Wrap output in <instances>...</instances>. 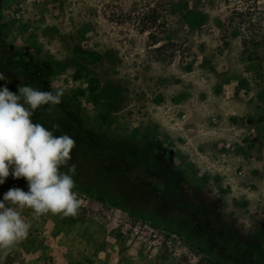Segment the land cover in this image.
Wrapping results in <instances>:
<instances>
[{
  "label": "rangeland",
  "instance_id": "obj_1",
  "mask_svg": "<svg viewBox=\"0 0 264 264\" xmlns=\"http://www.w3.org/2000/svg\"><path fill=\"white\" fill-rule=\"evenodd\" d=\"M202 2L0 0V72L13 91L19 83L63 90L62 103L33 121L75 139L81 201L75 217L24 210L28 242L0 264H264V164L253 168L252 193L207 190L201 176L119 136V107L134 96L158 100L173 84L209 103L235 94L240 112L257 100L264 112V15L248 34L263 47L244 54L241 23L227 19L225 4ZM93 143L120 148L122 167L115 152L84 159L82 145ZM7 180L28 190L24 178Z\"/></svg>",
  "mask_w": 264,
  "mask_h": 264
},
{
  "label": "crops",
  "instance_id": "obj_2",
  "mask_svg": "<svg viewBox=\"0 0 264 264\" xmlns=\"http://www.w3.org/2000/svg\"><path fill=\"white\" fill-rule=\"evenodd\" d=\"M159 92L158 100L134 96L119 107V136L147 145L172 168L201 176L207 190L254 192L253 168L264 164V112L257 100L240 112L235 94L209 103L204 96L188 97L182 84ZM212 117L217 127L210 126Z\"/></svg>",
  "mask_w": 264,
  "mask_h": 264
},
{
  "label": "clouds",
  "instance_id": "obj_3",
  "mask_svg": "<svg viewBox=\"0 0 264 264\" xmlns=\"http://www.w3.org/2000/svg\"><path fill=\"white\" fill-rule=\"evenodd\" d=\"M0 185L7 178H24L28 190L10 187L0 199V254L7 257L29 235L31 224L23 216L30 210L39 218L49 212L75 217L81 201L74 191L76 165L70 164L75 139L56 135L59 125L34 122L38 109L62 103L63 90L44 91L12 81L0 72ZM64 169H67L66 171Z\"/></svg>",
  "mask_w": 264,
  "mask_h": 264
},
{
  "label": "trees",
  "instance_id": "obj_4",
  "mask_svg": "<svg viewBox=\"0 0 264 264\" xmlns=\"http://www.w3.org/2000/svg\"><path fill=\"white\" fill-rule=\"evenodd\" d=\"M261 1L262 0H203L202 3L209 7H215L217 4H220V3H223L226 5V7L228 8L227 9V14H228L227 19L229 21H239L241 23V30L244 33L241 39V46L243 49V53L247 54L250 49H254L255 51H257L261 47H263V44H257L254 38H251V40H248V34H250V36L254 35L255 29H257L256 22H258L261 19V17L264 15V11L260 9ZM250 60H253V59H250ZM94 90L95 89L92 87L89 88V93L91 94L93 106H96L94 95H93ZM82 150L86 152L85 157L83 156L84 159H87L88 155L102 157L103 156L102 154L107 155L105 157L109 158V155L112 152H115V154L118 155L117 158H119V163L117 164L118 166L121 163V160L123 157V155L121 154L122 150L120 148H119V152H117L99 143H93L91 145L89 144L82 145ZM120 166L122 167V164H120ZM132 180H134V178ZM13 186H14L13 183L6 180L3 185H0V192L4 193L10 187H13ZM90 191L93 192L94 189H90ZM98 199L103 201V199L101 198H98ZM27 242H28L27 240H22L16 246H14L13 249H17L18 251H23L25 247V243L27 244ZM200 251L203 253L204 249L201 248ZM1 258H2V254H0V259ZM36 261L40 262L41 259L39 258Z\"/></svg>",
  "mask_w": 264,
  "mask_h": 264
},
{
  "label": "flooded vegetation",
  "instance_id": "obj_5",
  "mask_svg": "<svg viewBox=\"0 0 264 264\" xmlns=\"http://www.w3.org/2000/svg\"><path fill=\"white\" fill-rule=\"evenodd\" d=\"M161 176H163V174H161ZM165 183V182H164Z\"/></svg>",
  "mask_w": 264,
  "mask_h": 264
}]
</instances>
